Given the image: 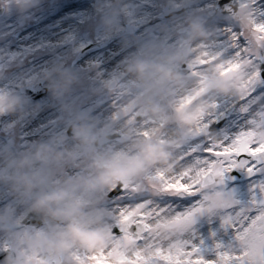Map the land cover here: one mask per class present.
Masks as SVG:
<instances>
[{"label": "rangeland", "instance_id": "obj_1", "mask_svg": "<svg viewBox=\"0 0 264 264\" xmlns=\"http://www.w3.org/2000/svg\"><path fill=\"white\" fill-rule=\"evenodd\" d=\"M82 1V0H79ZM85 4H87L88 0H84ZM102 3V7L96 8L93 7L89 13L87 12L84 17L78 18L82 24L81 26L75 29L73 37L72 35L65 39V55L63 60V65L60 69V74L55 77V80L52 82L51 86H46L44 81L41 78L33 79V80H22L24 72H28L30 69L29 64L27 65L26 52H20L16 55V57H7L6 52L2 54V59L0 60V81L2 83L5 80H9L11 77L15 76L21 81H17V79H13L14 82L9 88L8 86H4V89L0 92V117H4L2 120L1 130H0V154L11 153L13 159L11 163L0 170V189H4L3 183L5 182V178L7 175V170L12 169L16 173L15 183L10 186V192L4 193L3 201L5 204L0 208V218L1 220H8L12 224L21 223V221L27 216V214L32 211L40 202V199L30 198L29 194L33 191V185L36 181H41L52 187L59 193V200L76 209V206L71 205V200L67 198L68 194L71 193L72 188L70 190V185L63 188L62 181L65 176V172L72 165V157L71 156H63V150L59 154L58 161H47L44 164H41L36 169H29L27 166L26 155L30 150L34 149L37 143L33 144L27 150L20 149L18 135L20 134L21 123H11L10 127L5 128V122L8 117V111L14 110L16 107H20L23 104L31 106L32 100L26 99L22 93H20L21 87L32 85V83L38 84L43 83V86L46 89V93L44 96L39 98L37 103L38 111L40 113H51L53 118L47 124L46 128H48V132L46 134H40L41 130H35L34 136L38 135V141L41 142L43 140L46 141L48 145V151L51 154H57L58 150L60 151L63 148V144L69 141H80L81 136L77 131V119L81 113V108L87 103L91 102V94L93 90V82L83 75L82 77L77 76L75 70L77 69V65L81 62L74 63L76 55L87 47L90 44L95 43H103L107 39H110L111 36L115 37L119 34L125 32V25L135 26V32L128 35H122L118 40L114 41L112 44H116L122 40H130L131 47L133 51L136 52L132 60V65H147L150 60V57L158 52L164 51L167 47L170 48V51L173 50V55L177 56L178 61L168 62L164 67L160 69L161 76L158 78V85L154 84L149 85L148 87L144 86L140 90H135L133 87H125L122 82L119 80H115V78L107 80L105 85L96 91L95 96L103 97L110 102L109 107L113 108L117 104V113L120 112V115L117 119L113 121V124L116 126L124 119L127 122L129 130L122 135L123 137L131 136L132 133H137L135 127H148L149 123L146 119L148 114H151L146 109V103L151 99V97L158 96L157 102L153 105L152 109L158 114H163V109L170 106V103L174 94V91L182 89L186 82H194L193 85V93L191 94L190 100L192 103L198 102L199 105L197 107L204 108V110H210L209 115H206L208 118H212V122L215 121L221 114L226 111H232L231 116L228 120L225 121L223 126L215 133L213 136L220 139V142L224 137L232 135L234 127L238 126L239 121L242 119L243 115L250 112L253 107L256 105V100H254V95H249L252 92V89L256 87L255 85L263 86V89L260 91L258 98L260 100H264V82L261 79L259 74V65L261 58L264 56V36H261V33L256 29L252 28L248 24L249 12L248 8L242 7L239 0L237 11L233 16H229L227 14H222L220 11L214 8L212 11H206L203 15L199 16L198 21H204L209 28H213V31L219 26L227 29H232L234 34L240 36V40L243 41L245 45L244 53L238 55V61L229 66L228 69L234 72V79L225 84L228 85L230 90L237 89L235 94H238L237 100L231 106H226L220 108L218 111H212L211 107L203 105L207 100L213 99L217 94L218 88L209 93L206 97L198 98L199 93L202 91L204 87L208 85L210 79H215L217 77H221L227 70H220V68H215L213 71L206 72L208 78L198 80L196 74L203 70V64L194 60H190L192 54L189 58L184 59L181 56V51L184 46L188 43V37H192L191 33V25L195 22L191 19V14L194 10L200 7L202 4L204 6L212 5V3H218L220 0H181L178 4V7L186 4L188 2L191 5L183 11V13L178 15H173L172 17L162 18L161 14L163 8L166 6V3L163 0H152L148 4L152 9L151 14V23L149 25L150 20H146L143 26H140L138 23L133 21V17L136 15L139 9H134L132 2L128 3L123 10L115 9L120 4L126 3L128 0H97ZM202 3V4H201ZM207 3V4H206ZM66 4L65 0H0V42H3L4 45L9 43H13L18 40L22 36V32L27 29V27L35 26L34 28H38L37 32L42 31L43 19H49L50 14L55 12L57 8H61ZM84 4V5H85ZM168 6V5H167ZM172 7V6H171ZM29 9L33 15L30 21H27L25 18H21L20 14L23 10ZM115 9L112 13L111 10ZM118 11L122 13L118 16ZM183 15L187 17L184 18ZM13 16H17L14 20H12ZM183 18L187 20V24H175V18ZM110 18V19H109ZM110 20L106 22L105 20ZM76 20V21H77ZM72 23H75L74 20H70ZM36 22V24H35ZM70 22L71 26L72 23ZM35 24V25H34ZM63 24L66 26V29H69L70 33V24ZM148 26L149 32L144 35H137L141 27ZM2 28L6 30L2 33ZM116 29L113 33H108L110 29ZM188 34V36L186 35ZM222 35H215L217 38H222ZM74 38V40H72ZM220 38V39H221ZM216 39V38H215ZM218 40V39H216ZM260 43H263L260 45ZM106 46L103 49L97 51L94 54L101 56L107 48L110 46ZM7 50V49H6ZM44 53V52H43ZM37 55L36 58H39L43 55ZM227 53V51L225 52ZM92 54V55H94ZM91 56V55H90ZM16 58V60H14ZM183 63L187 64L190 67L199 68L195 70L194 76L192 78H181L177 81H170L169 74L171 72V68L173 66L180 67ZM239 65V67H237ZM99 66H95L93 71H97ZM251 72L250 79L246 80L244 83H240L239 74L240 72ZM217 73V74H216ZM147 74V73H145ZM59 76V77H58ZM206 76V77H207ZM57 78H59L57 80ZM148 77L146 80L148 81ZM46 81V80H45ZM117 82L116 86L110 88V86ZM240 84L239 87L237 85ZM85 90V92H83ZM11 93V94H10ZM58 94V96H57ZM76 94L74 99L69 103L66 100H70L72 95ZM57 96V97H56ZM160 96V97H159ZM182 100V99H181ZM189 100V99H188ZM159 103V105H158ZM181 106L183 110H186L185 102ZM68 104V106L66 105ZM154 104V103H153ZM61 105V106H59ZM2 106H4L2 108ZM166 106V107H165ZM157 110V111H156ZM200 111V110H199ZM140 114L143 119L138 123H133L135 115ZM181 113L172 111L168 114L166 118L163 119V126L159 127L154 131V133L150 136V138L143 137L147 132V129L142 131V135L136 139H129L125 143H118L116 141L109 142L107 145L96 147L95 142L97 137L101 132H105L109 135L113 134L111 128H106L102 130L97 136L92 138L91 149L89 151H84L82 153L83 157L88 156V159H91L93 152L100 151L102 148L107 147V153H110L113 150L114 145L118 146H127L128 152L121 157H118L112 163V171L113 175L110 177L109 182L104 186L99 187V193L101 192L100 200H98L97 204L100 208H95L93 211L91 210H77L76 212L63 219L61 224L58 226L56 230V234L58 238L63 242L64 249V258L61 264H95L90 258L93 255L91 250L104 242L115 243L116 250L118 251L116 258L114 256H109L112 264H117L120 253L124 250L128 251L127 256L131 257L132 253L142 252L149 253L152 247V243L149 242L147 246L145 243L148 240H154L156 237H160L159 244H157L158 248H163L167 251L168 247L173 245L176 242L180 241H193L197 246L200 247V255H203L206 259L207 254L206 250L208 249V243L204 244L203 236H204V223H202V211L203 208L210 206L213 203L219 204V200L215 197V194L220 195L217 191L230 185L231 187L240 186V189H235V194L230 196L231 200H240L241 203L236 207L237 213H246L244 222H243V230L238 234V241H240L244 250L251 248L254 251H251L252 255L247 256L245 258H241L245 262L248 260L251 264H264V258H261L259 254L264 251V204H260V198L262 194L257 190L253 191L254 187H257L264 182V175L259 178H254L250 181L244 180L240 182V184L231 185L228 181L223 180V176L220 172L214 169V165H208L203 172V170L199 169V163L195 161L194 164V189L196 194H199L201 191L202 202L198 203L195 208L190 210V212L186 215L185 219H182L178 222H173L169 224L165 229L161 230L159 227L151 226V220H148L147 224L144 223V220H138L137 222L144 225L147 228V235L143 238L142 243H137L130 238L129 234H124L122 237H109V233L112 228L116 224L122 223L124 220L129 218L130 216L136 215L140 216L142 213L147 214L145 217L154 214L156 208L160 205L158 203V199L156 198H169V199H179L176 197H172L175 195V191L162 193L159 188H161L159 182L157 180H149L146 177V172L151 167V158L153 157V153L155 151L156 140H159L161 137V133L163 129L167 128L170 125H174L176 127V141L178 142V149L183 147L185 149L189 148L190 144H199L201 147L202 143L208 142L209 137H203L200 140H192L191 137L198 135L201 133L204 128L209 125H204L199 130V132H192L186 130V124L182 123L181 125ZM201 114V113H199ZM158 120L159 116H156ZM28 127L32 123V118L25 119ZM211 123V122H210ZM256 126L255 129L257 134H263L264 129V117L262 114H257L255 117ZM71 124L75 125V130L77 131L78 137H69L67 135V131ZM151 124V123H150ZM242 126L238 128L241 130ZM24 135V134H23ZM264 138V137H262ZM141 139V140H140ZM140 140V146L137 148L135 146V142ZM43 144V143H42ZM28 146L23 143L22 147ZM199 147V148H200ZM197 148V149H199ZM190 157H192V152L188 153ZM41 155L40 149L37 151V155ZM77 155V154H76ZM158 162H160L158 160ZM134 163H138L139 167L132 179L131 183L126 188L127 191H124L120 195L109 198L108 194L111 193L115 188L119 179L122 177L124 172ZM200 170V171H199ZM207 173H210L215 179L214 182L209 185H203L202 179ZM98 176V177H97ZM97 178H105L102 177L101 171L93 172L92 177H88V172H83L78 175L74 184H80L82 181L89 178L96 179ZM72 180V179H70ZM21 186H25L26 191L20 192ZM246 186H249V189L245 190ZM67 189L65 196L63 194V190ZM207 190V191H206ZM247 191L251 192V197L242 196L238 197L236 192ZM14 193L16 196L14 197ZM142 197L141 200H137L138 197ZM83 197V196H82ZM168 200V199H166ZM124 201H129L130 203H124ZM144 202L140 204V202ZM165 201V200H163ZM173 201V200H171ZM226 201V200H225ZM123 202L121 206L124 207V212L127 213L126 217L122 220H119L115 223H111L110 227H105L101 229L98 236L82 238L79 236L78 231L84 229L87 222L93 219H103L105 211L104 207L107 204ZM128 205H132L129 207ZM150 205V207H149ZM118 206V205H116ZM225 206V205H224ZM15 208V209H14ZM129 208H132L131 210ZM16 209H18L19 213H21V218L18 220H13L11 213ZM256 210L259 215H256L254 218L249 216V213ZM80 214H90L87 217L88 221H83L82 224H78L77 219H82V217H76ZM222 215V214H221ZM3 217V218H2ZM85 218V217H84ZM222 220L220 223L216 225V230L219 234L224 232H229L234 229L232 226L235 224L233 219L228 214L222 215ZM146 220V219H145ZM247 222V226H245ZM63 224L64 227H61ZM69 233V238H64L63 231L64 230ZM75 230V231H73ZM45 231V226L39 228H30L24 227L18 230H14L13 232L8 231H0L1 234H7L11 237L6 238L5 240H0V250L10 249L16 254V263L15 264H34L37 259L41 257L42 252L50 250V243L43 240ZM10 233V234H9ZM38 233L39 241L32 242L30 241L31 237H34V234ZM15 234V237L12 235ZM17 235L21 236V240L18 243ZM164 237V238H163ZM26 244L24 246L23 244ZM40 244L39 246L37 244ZM141 246L140 249L138 247ZM81 248V254L77 255L73 250ZM207 248V249H206ZM81 255V257H80ZM101 254H98L99 256ZM219 253L216 254L218 257L217 264H224L219 260ZM96 256V255H95ZM151 258V257H149Z\"/></svg>", "mask_w": 264, "mask_h": 264}, {"label": "bare ground", "instance_id": "obj_2", "mask_svg": "<svg viewBox=\"0 0 264 264\" xmlns=\"http://www.w3.org/2000/svg\"><path fill=\"white\" fill-rule=\"evenodd\" d=\"M66 4L61 8H57L55 12L50 14L49 19L42 20V31L37 32L38 28H34L35 26L27 27L22 33V36L18 38L17 41L13 43H9L4 45L3 42H0V60L2 59V54L6 52L7 57H16L20 52H26L27 63L30 66V69L26 73H22V80H33L37 78H41L46 86H51L52 82L55 80V77L59 75L60 69L63 65L64 55H65V39L74 34V31L79 26V21L76 22L78 18L84 17V15L92 10L93 7L100 8L102 7V3L97 0H88L87 4L85 1L79 0H65ZM152 0H128L124 4H120L117 9L123 10L124 7L130 2H132L134 9H139L136 15L133 17V21L138 23L140 26H143L146 20L149 21V25L151 23V7L148 4ZM168 7L177 8L178 4L181 0H163ZM192 1V0H190ZM242 7H247L249 12L248 24L254 28L257 24H264V0H239ZM85 4V5H84ZM202 4V3H201ZM207 4V3H206ZM212 5L204 6L203 4L194 10L191 14V19L195 22L191 25V33L192 37H188V44H190V50L192 57L190 60H194L202 63L203 70L198 72L196 76L198 80H202L208 78L206 72L213 71L215 68H220V70H230L228 69L230 65L238 61V55L235 54L237 51L241 53L243 45L240 40H236L237 34H234L232 29H227L228 27L224 25L226 28L219 26L213 31V28H209L204 21H198L199 16L203 15L206 11H212L214 8ZM115 9L111 10L112 13ZM122 13H124L122 11ZM34 14L29 9L23 10L20 14L21 18H25L27 21H30ZM184 18L186 15H183ZM17 16H13L12 20H14ZM110 19V18H109ZM70 20H74L75 23H72ZM72 23L69 29H66V26L63 22ZM106 22L110 20H105ZM187 20L183 18H175V24H187ZM36 24V22H35ZM34 24V25H35ZM82 24V23H81ZM177 24V25H180ZM2 33L6 30L2 28ZM116 29L112 28L108 33H114ZM149 32L148 26L141 27L137 35H144ZM1 34V33H0ZM213 34L219 36L221 34L222 38H217V36H213ZM188 36V34L186 33ZM218 40H216V39ZM74 40V38L72 39ZM263 43H260V45ZM264 46V45H263ZM7 49V50H6ZM264 49V47H263ZM227 51V53H225ZM44 52V53H43ZM43 53L42 56L36 58L37 55ZM136 52L133 51L131 47L130 40H122L118 43H114L110 45L107 50L101 55L97 54L91 55L88 58L84 59L79 65H77V69L75 70L76 75L82 77L86 75L88 79L93 82V90L91 102L86 103L81 108V113L79 118L77 119V131L81 136L80 141H69L63 144V148L57 154H51L48 151V145L45 140L41 142L38 141V135L34 136L35 130H41L40 134H46L48 132V128H46L47 124L53 118V115L49 112L40 113L38 111L37 103L38 100L32 101L31 106L23 104L20 107H16L14 110L8 111V117L5 122V128L10 127L11 123H21L20 134L18 135L20 142L19 146L22 150H27L33 144L37 143L34 149L30 150L26 155V161L28 168L36 169L41 164L46 163L47 161H58L59 154L63 150V156H71L72 157V165L65 172L64 179L61 184H63V188H66L68 184L70 185V190L72 188L71 193L68 194L67 198L71 200V205L76 206L77 210H91L93 211L95 208H100L97 202L100 200L101 192L99 193V187L104 186L109 182L110 177L113 175L112 171V163L118 157L124 156L128 150L127 146H116L114 145L113 150L110 153H107V147L102 148L100 151H94L91 159L89 157H83L82 153L84 151H89L91 149L92 138L97 136L102 130L106 128H111L112 132L120 135H124L129 130L126 120L124 119L118 125H114L113 121L117 119L120 115V112L117 113V104L115 107H109L110 102L103 97L95 96L96 91L103 87L107 80L115 78V80H119L125 87H133L135 90H140L142 87H148L151 84L157 83L158 78L161 76L160 69L164 67L168 62L178 61L177 56L173 55V50L170 51V48H166L162 52H158L150 57L147 65L134 66L132 65L131 58ZM16 60V58L14 59ZM99 66L97 71H93L95 66ZM147 73V74H145ZM217 74V73H216ZM207 76V77H206ZM251 72H240L239 81L240 83H244L246 80L250 79ZM59 77V76H58ZM148 77V81L146 80ZM21 81V79L10 78L9 80H5L3 83L0 81V92L4 89V86H8L11 88L14 80ZM59 78H57L58 80ZM46 80V81H45ZM194 82H186L182 89L174 91L173 97L169 107L163 109V114H158L152 109L153 105L157 102L158 96H153L146 103V109L152 113L148 114L146 119L148 120V127H135L137 133H132L130 140L136 139L140 137L142 131L147 129L146 134H143V137L150 138V136L154 133L156 129L163 126V119L168 116V114L172 111H177L183 114L181 116V125L182 123L186 124V130L192 132H199L202 126L212 123V118H208L206 115H209L210 110H204V108L197 107L199 105L198 102L192 103L190 100L191 94L193 93ZM240 84L237 85L239 87ZM255 91H253L252 95H254V100H256V105L253 109L244 114L242 119L239 121L238 126L234 127L232 133L238 130L239 127L242 126L243 130L245 127L254 128L256 126L255 117L257 114H262L264 117V100H260L258 95L260 91L263 89L261 85H255ZM217 94L213 99L207 100L203 105L207 104V106L211 107L212 111H218L222 107L231 106L237 100L238 94L237 89L230 90L228 85H223L216 91ZM11 94V93H10ZM58 96V94H57ZM56 96V97H57ZM76 94L72 95V99ZM160 97V96H159ZM182 99V100H181ZM189 99V100H188ZM186 110H183L181 106L185 102ZM68 103L70 100L67 101ZM154 103V104H153ZM68 106V104H66ZM61 106V105H59ZM4 106H2L3 108ZM200 110V111H199ZM157 111V110H156ZM201 113V114H199ZM156 116H159V120ZM32 118V123L28 127L25 119ZM174 125H170L167 128L163 129L161 133V137L159 140H156V148L153 153V157L151 158V167L146 172V177L149 180H157L161 186L159 190L162 193H167L171 191H175V194L179 195H190L193 194L194 189V164L195 161L192 157L189 156L188 153H193L195 149L199 148V144H190L189 148L185 149L183 147L178 149L177 141H176V127ZM264 129V127H262ZM76 131V132H77ZM178 131V130H177ZM24 134V135H23ZM232 134V135H234ZM228 136L229 133H227ZM261 138L264 137L263 134H258ZM141 140V139H140ZM140 140H136L135 146L138 148L140 144ZM23 143L28 146L22 147ZM43 143V144H42ZM209 143L216 145L221 143L220 139L215 136L209 137ZM40 149L41 155H37V151ZM77 154V155H76ZM13 159L11 153L0 154V170L6 168ZM158 160L160 162H158ZM200 165V162H198ZM206 167L199 166L200 170L203 172L206 170ZM199 170V171H200ZM7 175L5 178V182L3 183L4 189H0V208L5 204L3 201L4 193L10 192L9 188L16 181L14 180L16 177V173L14 170H7ZM101 171L102 177L105 178H97L91 180L93 172ZM83 172H88V177L86 180L82 181L80 184H74L79 174ZM72 179V180H70ZM183 181V183H181ZM25 186H21L20 192L26 191ZM235 189H240V186L231 187L227 185L225 187L220 188L215 197L219 200V204L213 203L210 206L203 208L202 211V223H204V236L202 243H208L209 247L206 250L208 259H216L218 261V257L216 256L219 253V260L225 264V261L222 259V254H228L231 257L235 258L236 253H241V258H245L247 256L252 255L251 251L253 249L249 248L247 251L244 250L243 244L238 241V234L243 230V222L246 213H237L236 207L243 203L240 200H231L228 195L232 196L235 194ZM249 189V186H246L245 190ZM67 189L63 190L64 196L67 194L65 192ZM207 191V190H206ZM194 194L197 196L196 198L186 197L185 199L189 201L188 204L180 203L179 199H169V198H156L158 203L160 204L154 214L145 217L147 220H151V223L155 227H159V229H165L169 224L173 222L181 221L185 219L186 215L194 209L195 206L202 202L201 191L199 194H196L194 189ZM238 197L248 196L251 197V192L240 191L236 192ZM16 194L14 193V197ZM83 196V197H82ZM66 197V196H65ZM142 197H138L137 200H141ZM168 199V200H166ZM193 199L195 202L192 203ZM165 200V201H163ZM171 200L177 201L174 203ZM226 200V201H225ZM123 202H117L112 204H107L104 207L105 215L103 219H93L90 222H87V225L83 227L84 229L78 231V234L82 238H88L93 236H98L101 229L105 227H110L111 223H115L119 220H122L126 217L127 213L124 212V207L126 208L129 201H124L126 206H121ZM118 205V206H116ZM225 205V206H224ZM15 209V208H14ZM130 210L132 208H129ZM1 210V209H0ZM183 213L181 214L180 212ZM228 214L233 219L236 225H238L237 230L232 229L229 232H224L219 234L217 232L216 225L221 222L222 215ZM13 220H18L21 218V213H19L18 209L14 210L11 213ZM90 214H80L76 217H82L83 220L77 219L78 224H82L83 221H88L87 217ZM1 217V216H0ZM85 217V218H84ZM3 218V217H2ZM149 222V221H147ZM61 227H64L63 224ZM63 236L64 238H69V233L64 230ZM75 231V230H73ZM10 234V233H9ZM163 236V235H162ZM156 237L154 240H148L145 245L152 243V247L149 253H144L146 257H151L155 250L158 248L157 244H159L160 237ZM11 237L10 235L1 234L0 240H5L6 238ZM15 237V234L12 235ZM17 239L21 240V236L17 235ZM164 238V237H163ZM32 242H38L39 237L38 233L34 234V237L30 238ZM190 241V240H189ZM193 242V241H192ZM26 246V244H23ZM40 245L39 243L37 244ZM141 246L138 247L140 249ZM77 255L81 254V248L73 250ZM93 255H98L102 253H107L109 256L116 255L118 251L116 250L115 243L104 242L91 250ZM128 254L127 250H124L121 254ZM131 257H134V253L129 252ZM119 255V256H120ZM261 258H264V251L259 254ZM81 257V255H80ZM214 257V258H213ZM264 260V259H263ZM226 264H233V260H229ZM246 264H251L248 260ZM254 264V263H253ZM257 264V263H256Z\"/></svg>", "mask_w": 264, "mask_h": 264}, {"label": "snow or ice", "instance_id": "obj_3", "mask_svg": "<svg viewBox=\"0 0 264 264\" xmlns=\"http://www.w3.org/2000/svg\"><path fill=\"white\" fill-rule=\"evenodd\" d=\"M256 30L264 36V24H257ZM240 36L236 37L239 40ZM246 48V47H245ZM235 54L240 55L237 51ZM239 67V65H237ZM260 75V73L258 74ZM255 91V87L252 92ZM252 92L249 94L251 95ZM215 121H213L214 123ZM211 128V124L209 125ZM192 158L200 162V166L207 167L208 165H214V169L220 172L223 176V180L229 174H238L239 172H245L248 175V179L259 178L264 175V138H261L255 131V129L245 127L243 130H237L234 135L226 136L223 138L221 143L213 145L208 142L202 143L199 149H195L192 153ZM214 177L209 176L208 180L214 182ZM183 183V181H181ZM122 191H127L123 186H119ZM259 190L264 195V182H262L258 188L254 187L253 191ZM172 197L179 198L180 203L188 204L189 201L186 197L196 198L194 194L190 195H179L175 194ZM176 203L177 201H173ZM195 202L193 199L192 203ZM144 202H140L143 204ZM131 207L132 205H128ZM150 207V205H149ZM181 214L182 211H177ZM147 214H141L140 216H132L129 218L127 223L126 231L131 234L133 240L137 243H142L143 238L147 235V228L144 225L137 224L136 221L144 220L147 224L145 216ZM259 215L255 209L249 213L250 217ZM247 226V222L245 224ZM235 231L238 225L232 226ZM125 234V229H122L120 225H117L113 229L114 237H122ZM139 236V238H137ZM200 247L192 241H180L169 246L167 251L163 248H157L151 258L143 255L142 252H136L134 257H128L127 254H121L117 261V264H217L215 259H206L203 255H200ZM95 264H112L109 259V254L102 253L99 256H92L90 258ZM222 259L225 264L229 260H233V264H246L241 259V253L237 252L235 258L228 254H222Z\"/></svg>", "mask_w": 264, "mask_h": 264}, {"label": "water", "instance_id": "obj_4", "mask_svg": "<svg viewBox=\"0 0 264 264\" xmlns=\"http://www.w3.org/2000/svg\"><path fill=\"white\" fill-rule=\"evenodd\" d=\"M91 51H92V49H87V50L83 51L78 59L80 60V59L86 57ZM187 73L188 72H186V71H184L183 73L179 72V71H174V73L171 75V77L173 79H176L182 75L187 76ZM262 76L264 78V71H262ZM222 81H223V78L220 79L219 81H217L216 84H220ZM224 118L225 117H223L219 122H222V120ZM69 132L72 134L74 133L73 127H71ZM112 138L118 139L119 137L117 135H114L113 137H105L104 135H102L100 140L112 139ZM99 143L101 144L103 142L99 141ZM132 173H133V169L131 170V173H129L127 175V177L123 179V181H122L123 186H125L127 184L129 179L131 178ZM241 176H244V175L239 174V173L237 174V176L231 174L228 176V178H230V179L234 178L235 180H237ZM245 176H248V175H245ZM204 182L205 183L210 182L208 180V177L205 179ZM38 186L44 187L42 185H38ZM38 194L43 195L44 200H43L41 206L38 207L35 211H33L31 213V215L29 216L31 218V221L29 222V224L34 226V227H37L42 223H47L48 224V232L45 235V239L48 241H51L53 244V247H52L53 254L52 255L45 254L43 260L40 261L39 264H51L52 262L54 264H58L62 259L63 247L58 242V240L55 236L54 230L56 229L59 221L63 217L69 215L71 210L66 208V207L60 206L59 203L56 202L57 195H55V193H53V191H51L49 189H45L44 193L39 192ZM61 210H63L64 212ZM128 221L121 227L122 229H126ZM9 226H11V225H9L7 222H4L0 225V228H8ZM16 227H18V226H16ZM13 260H14V257L12 255V253L0 252V264H12Z\"/></svg>", "mask_w": 264, "mask_h": 264}]
</instances>
